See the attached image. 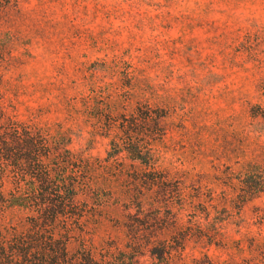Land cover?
<instances>
[{"label":"rangeland","instance_id":"rangeland-1","mask_svg":"<svg viewBox=\"0 0 264 264\" xmlns=\"http://www.w3.org/2000/svg\"><path fill=\"white\" fill-rule=\"evenodd\" d=\"M50 235L264 264V0H0V264Z\"/></svg>","mask_w":264,"mask_h":264},{"label":"trees","instance_id":"trees-1","mask_svg":"<svg viewBox=\"0 0 264 264\" xmlns=\"http://www.w3.org/2000/svg\"><path fill=\"white\" fill-rule=\"evenodd\" d=\"M21 241L22 238H17L14 245L9 247V249H14L18 252L17 254L13 252L9 254L10 256L18 255L14 264H103L95 261L89 251H87V254H85L80 260L69 256L66 250V243L60 241V239H53L51 235L48 237L47 244L55 243L57 245V249L49 254H46L44 251L45 247L41 246L43 252L40 253L39 258H37L36 261L32 262L29 260V255L30 249L33 245ZM47 247L53 248L52 245H48ZM5 254V246L0 244V256H4ZM8 262H11L10 257H8L3 264H7Z\"/></svg>","mask_w":264,"mask_h":264}]
</instances>
